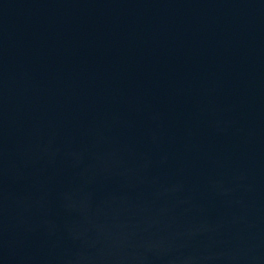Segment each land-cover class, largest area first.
I'll return each mask as SVG.
<instances>
[{"label":"water","instance_id":"95a60500","mask_svg":"<svg viewBox=\"0 0 264 264\" xmlns=\"http://www.w3.org/2000/svg\"><path fill=\"white\" fill-rule=\"evenodd\" d=\"M0 264H264V0H0Z\"/></svg>","mask_w":264,"mask_h":264}]
</instances>
